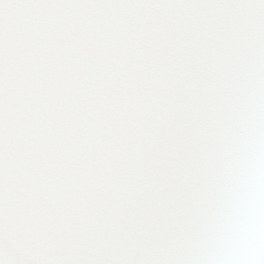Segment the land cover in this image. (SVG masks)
Instances as JSON below:
<instances>
[{"label":"snow or ice","instance_id":"6c2138e0","mask_svg":"<svg viewBox=\"0 0 264 264\" xmlns=\"http://www.w3.org/2000/svg\"><path fill=\"white\" fill-rule=\"evenodd\" d=\"M0 264H264V0H0Z\"/></svg>","mask_w":264,"mask_h":264}]
</instances>
